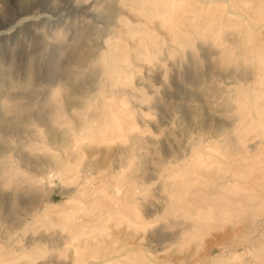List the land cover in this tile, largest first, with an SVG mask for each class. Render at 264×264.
<instances>
[{
	"label": "rangeland",
	"instance_id": "obj_1",
	"mask_svg": "<svg viewBox=\"0 0 264 264\" xmlns=\"http://www.w3.org/2000/svg\"><path fill=\"white\" fill-rule=\"evenodd\" d=\"M2 31L0 264H264V0H0Z\"/></svg>",
	"mask_w": 264,
	"mask_h": 264
},
{
	"label": "bare ground",
	"instance_id": "obj_2",
	"mask_svg": "<svg viewBox=\"0 0 264 264\" xmlns=\"http://www.w3.org/2000/svg\"><path fill=\"white\" fill-rule=\"evenodd\" d=\"M225 1H227V0H225ZM204 2V1H203ZM228 4V3H227ZM228 6V5H227ZM230 7L228 6V9H229ZM229 10H231V9H229ZM26 19H29V17H26L24 20H26ZM0 34H4V32L2 31V32H0ZM112 195L110 196V198H111V200H116V194H118L117 193V189H115V188H113L112 189ZM116 205V204H115Z\"/></svg>",
	"mask_w": 264,
	"mask_h": 264
}]
</instances>
